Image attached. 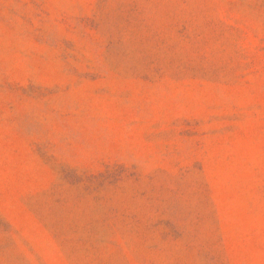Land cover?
I'll use <instances>...</instances> for the list:
<instances>
[{
    "label": "rangeland",
    "instance_id": "1",
    "mask_svg": "<svg viewBox=\"0 0 264 264\" xmlns=\"http://www.w3.org/2000/svg\"><path fill=\"white\" fill-rule=\"evenodd\" d=\"M0 264H264V0H0Z\"/></svg>",
    "mask_w": 264,
    "mask_h": 264
}]
</instances>
